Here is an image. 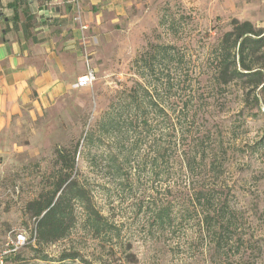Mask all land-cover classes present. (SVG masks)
Segmentation results:
<instances>
[{"label": "rangeland", "instance_id": "obj_1", "mask_svg": "<svg viewBox=\"0 0 264 264\" xmlns=\"http://www.w3.org/2000/svg\"><path fill=\"white\" fill-rule=\"evenodd\" d=\"M233 19L264 29V0H131L105 39H91L96 81L72 88L40 114L26 113L0 133V244L20 231L30 239L8 264H264V96L260 89L244 92L241 84L215 88L207 73L213 49ZM152 43L175 44L186 53L195 87L204 93L194 131L210 135L209 150L217 159L214 170L199 172L195 186L212 188L235 215L237 228L224 250L203 231L200 214L181 215L189 180L169 181L154 175L148 160L143 165L150 137L128 164L120 147L136 134L119 142L101 132L106 111L123 104L142 81L133 60ZM92 131L94 141L86 146ZM78 144L82 154L74 174L92 204L120 227V237L95 238L84 226L79 203L69 234L39 243L28 203L56 186L57 148L70 153ZM169 201L177 217L158 228L155 207Z\"/></svg>", "mask_w": 264, "mask_h": 264}, {"label": "trees", "instance_id": "obj_2", "mask_svg": "<svg viewBox=\"0 0 264 264\" xmlns=\"http://www.w3.org/2000/svg\"><path fill=\"white\" fill-rule=\"evenodd\" d=\"M232 25L213 49L212 71L207 72L209 79L215 88L241 84L244 92L260 89L264 96V29L256 28L249 20L233 19ZM191 64V58L175 44H150L133 60L142 81H136L129 89L123 104L111 105L100 128L103 134L119 142L130 138V132L136 134L137 138L129 145L123 142L120 147L122 162L128 164L135 150L142 148L144 139L150 137V156L143 165L148 160L150 171L156 176L164 175L169 181L189 180L188 201L181 215L189 218L200 214L203 231L219 250H224L231 232L237 228L235 215L212 188L195 186L201 170L216 168L217 157L213 149L209 150L210 135L194 131L204 93L195 87ZM93 141L92 131L85 138V145ZM56 154L59 164L56 186L28 203V210L37 219L34 240L51 243L67 236L76 224L74 208L79 203L85 210L84 226L95 238L120 237V227L92 204L74 174L78 155L82 154L79 144L70 153L57 148ZM121 166L118 163V171ZM155 208L153 218L158 228L171 226L177 217L172 201Z\"/></svg>", "mask_w": 264, "mask_h": 264}, {"label": "crops", "instance_id": "obj_3", "mask_svg": "<svg viewBox=\"0 0 264 264\" xmlns=\"http://www.w3.org/2000/svg\"><path fill=\"white\" fill-rule=\"evenodd\" d=\"M131 0H0V133L40 114L91 66L102 40ZM92 67V66H91Z\"/></svg>", "mask_w": 264, "mask_h": 264}, {"label": "built area", "instance_id": "obj_4", "mask_svg": "<svg viewBox=\"0 0 264 264\" xmlns=\"http://www.w3.org/2000/svg\"><path fill=\"white\" fill-rule=\"evenodd\" d=\"M96 79L97 75L95 69L88 64L87 70L78 77L73 87L76 89L89 87ZM29 242L30 239L24 231L16 233L14 237H8L2 245L0 244V264H8V258L16 254Z\"/></svg>", "mask_w": 264, "mask_h": 264}]
</instances>
